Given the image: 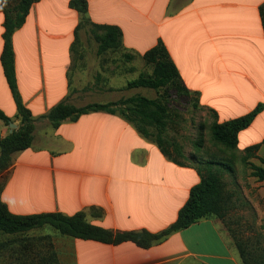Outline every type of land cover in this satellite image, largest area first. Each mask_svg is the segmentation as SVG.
<instances>
[{
	"label": "crops",
	"instance_id": "obj_1",
	"mask_svg": "<svg viewBox=\"0 0 264 264\" xmlns=\"http://www.w3.org/2000/svg\"><path fill=\"white\" fill-rule=\"evenodd\" d=\"M86 1L91 23L117 26L122 32L121 47L101 55L94 40L95 78L88 80V74L73 70L76 62L85 61V46L76 49L82 15L70 7L71 0L34 3L13 35L19 94L36 121L32 146L12 156L1 200L16 215L84 212L89 223L113 232L160 233L177 220L191 189L201 182L204 168L199 163L229 162L232 152L203 143L188 156L196 162L178 164L119 113L91 112L63 121L58 128L43 117L62 102L84 107L146 97L141 89L148 88L127 85L142 73L151 74L152 69L143 71L136 62L144 61V53L159 42L199 106L216 112L217 123L248 114L263 100L247 106L242 96H264V0ZM4 21L0 9V109L17 129V106L1 63ZM141 47L145 49L137 56ZM125 54L135 58L127 61ZM131 75L134 79L125 83L116 81ZM9 134L10 124L0 121V137ZM238 138L233 152L240 155L263 141L264 109ZM256 156L264 158V146ZM257 160L249 162L261 166ZM260 185L262 193L264 181ZM259 215L262 219L264 208ZM43 228L52 238L59 264H244L217 217L203 218L147 249L133 242L111 245Z\"/></svg>",
	"mask_w": 264,
	"mask_h": 264
},
{
	"label": "trees",
	"instance_id": "obj_2",
	"mask_svg": "<svg viewBox=\"0 0 264 264\" xmlns=\"http://www.w3.org/2000/svg\"><path fill=\"white\" fill-rule=\"evenodd\" d=\"M39 1L0 0V9L5 14L4 46L1 63L17 106V118L20 120V125L17 129L5 138L0 137V233L19 236L43 227H51L62 235L77 239L92 240L111 245L133 242L140 248L147 249L154 243L165 239L173 232L186 229L203 218L217 217L224 222L232 206V194L229 192L224 179L225 171L233 172L230 161L200 162L199 164L203 165L204 168L203 172H201V182L191 189L190 197L179 211L177 220L169 228L156 234L146 230L113 232L89 223L84 212L67 216L54 212L16 215L9 211L7 205L1 200V194L5 187L7 173L12 165V156L32 146L36 121L31 112L24 106L19 94L12 39L14 33L25 24L32 5ZM12 2H14V5L10 7L9 5ZM70 7L82 15L77 32L83 25L87 24L89 26L88 32L98 43V55L109 50H118L121 47L122 32L117 26L93 24L86 17L88 11V3L86 0H71ZM260 11L264 28V4ZM124 57L127 61L135 58L130 54H125ZM143 60L147 65L152 66L151 74L142 73L136 80L129 82L127 88L143 87L160 90L171 87L178 95H192L183 84L179 71L162 42H159L156 46L144 53ZM168 109L169 104H164L158 100L144 96H134L118 102L106 104L94 103L84 107H76L67 102H62L53 107L43 118L47 119L53 128H58L63 121H76L82 115L91 112L105 111L112 114L119 113L131 122L143 136L155 141L167 157L175 163L182 164L176 156L170 153L161 137L166 128ZM263 109L264 104L260 103L248 114L224 123H217L216 112L209 110L215 118L210 127L213 142L216 145L222 146L225 150L233 152L237 149L239 143V133L247 129ZM0 121H3L7 125L11 123L10 118L1 109ZM149 126H153L158 130L156 136H153L148 130ZM203 143L204 140L200 136L197 147L200 148ZM261 146H264V139L261 143L247 148L245 155L242 157L245 163H248L251 157L257 158L260 161L261 166L253 163L249 164L251 176L255 177L258 181H264V158L256 156V152ZM178 154L180 155L181 153L178 152ZM193 160V163L197 161L196 158H193ZM229 232L244 264H264L263 250L260 251L258 248H254L252 245L250 246L249 242L242 240L234 232L230 230ZM43 238L46 239V244L43 249L45 251L34 252V255L38 256L36 264H59L52 238L49 235ZM23 245L20 250L16 251V259L22 263L31 258L30 252L33 251L31 246Z\"/></svg>",
	"mask_w": 264,
	"mask_h": 264
},
{
	"label": "rangeland",
	"instance_id": "obj_3",
	"mask_svg": "<svg viewBox=\"0 0 264 264\" xmlns=\"http://www.w3.org/2000/svg\"><path fill=\"white\" fill-rule=\"evenodd\" d=\"M12 5H14V2L9 6L12 7ZM88 28L89 26L86 24L79 30L80 35L76 46L77 50L79 46H85V61L76 62L73 70L88 74L89 80L90 77L91 79L95 78L98 57L95 41L88 33ZM140 49V52L136 53L137 56L145 48L141 47ZM144 62L137 61L136 64L137 66H141L143 71L150 70L152 66ZM133 77L131 75L127 78L128 80L125 77H119L116 81L118 83H125L126 81L134 79ZM86 80L87 77L85 76L83 82ZM141 91L142 95L150 99L169 104L166 128L161 137L170 153L176 156L178 160L194 161L193 158L189 159L188 156H191L193 150L197 148L200 136H202L204 145L207 148H222L211 140L208 123L211 119L215 120L213 114L208 109L199 106V100L195 95H178L171 87L156 91L149 89H141ZM92 98L95 99L96 96L94 95ZM242 98L245 100L247 106L254 104V101L257 99H262V103L264 104V96L262 94L259 96L245 94ZM148 130L153 136L158 134V130L153 126H149ZM177 151L181 154L179 155ZM219 153L220 155H225L222 151ZM242 157L243 155L232 152L230 164L233 167V172H224L227 188L233 190L232 206L227 213L224 223L228 230L234 232L242 240L249 242L250 246L252 245L254 248L264 251V215L262 219L259 215V210L264 208V192L261 193L259 191L263 186L260 185L261 181L251 176L250 162H243ZM251 159L252 157L249 158V160ZM257 163H260V161L257 160ZM242 186L246 189V193ZM47 229L48 233L56 232L51 227H47ZM47 235L45 228L33 230L19 236L0 233V264H36L38 256L34 255V252L45 251L43 249L46 244V239L43 237ZM23 244L31 246L33 250L30 252L31 258L24 263L16 259V251L20 250L24 246Z\"/></svg>",
	"mask_w": 264,
	"mask_h": 264
},
{
	"label": "water",
	"instance_id": "obj_4",
	"mask_svg": "<svg viewBox=\"0 0 264 264\" xmlns=\"http://www.w3.org/2000/svg\"><path fill=\"white\" fill-rule=\"evenodd\" d=\"M10 127H11V133L13 132V129H15L16 128V126H15V124H13V123H10Z\"/></svg>",
	"mask_w": 264,
	"mask_h": 264
}]
</instances>
